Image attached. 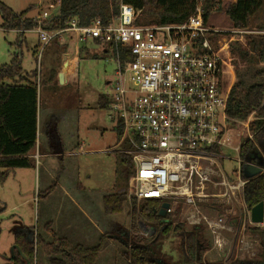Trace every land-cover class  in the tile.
<instances>
[{"label": "built area", "instance_id": "built-area-1", "mask_svg": "<svg viewBox=\"0 0 264 264\" xmlns=\"http://www.w3.org/2000/svg\"><path fill=\"white\" fill-rule=\"evenodd\" d=\"M202 1L197 0L194 14L182 24L139 25L136 8L122 3L119 15L106 25L96 19L82 26L72 19L65 28L49 31L44 11L35 18L34 30L41 49L55 38L64 41L65 32L108 46L117 63L110 118L122 122L118 152L130 155L135 167L126 198L168 203L166 214L179 211L182 221L204 226L213 248L224 251L230 233L242 245L252 243L245 235L254 223L244 200V167L260 162L240 156L237 168L228 172L224 167L231 159L226 150L240 153L245 140L253 138L249 126L254 114L239 122L249 132L243 139L229 123L230 88L224 92L222 75L229 67L231 44L264 31L210 27L203 19ZM119 48L132 58L123 63Z\"/></svg>", "mask_w": 264, "mask_h": 264}, {"label": "trees", "instance_id": "trees-1", "mask_svg": "<svg viewBox=\"0 0 264 264\" xmlns=\"http://www.w3.org/2000/svg\"><path fill=\"white\" fill-rule=\"evenodd\" d=\"M54 1L59 2V14L46 20L45 28L49 31L65 28L72 19H76L82 26H88L96 19H100L105 25L109 24L119 15L122 3L136 8L139 13L136 23L139 25L182 24L194 14L197 7V0ZM222 2L223 0L202 1L205 24L208 25L214 12L223 10ZM263 7L264 0H235L228 4L225 14L234 28L253 30L254 21ZM26 13L27 11L16 13L0 1V14L5 19L3 28L18 31L22 40L27 30L37 26L36 19L27 17ZM244 39V45L237 40L231 44V49L234 45L233 52H237L243 59L248 58L249 61L258 63L260 68L253 75L255 80L247 87L241 88L245 84L242 79L231 87L227 116L229 123L237 126L254 114L249 126L253 138L245 140L240 156L244 161L250 159L261 163L264 160V33L246 34ZM118 51L122 54L123 63L132 58L128 51L122 48ZM20 56L21 53H15L10 63L0 64V182L17 169L35 167L30 155L38 144L39 75L37 70L26 73ZM55 73L56 69L53 70L52 77ZM98 103L100 108H107L110 99L100 94ZM114 131L119 142L123 133L120 120L116 122ZM45 136L48 151L58 156L60 167L51 185L38 193V197L43 199L57 188L64 169L62 154L65 146L57 117H51ZM119 158L123 172L126 173V187L103 195L102 208L111 217L125 213L128 209L127 213L131 217L129 227L118 223L116 235L110 232L102 234L95 245L86 246L57 235L51 222L44 227L50 235L48 239L33 227L18 226L13 230L16 246L14 254L5 264H36L39 250L49 258L50 264H98L108 239L116 242L115 260L120 261L119 264H208L205 262V254L212 248V238L206 228L192 225L188 227L189 224L181 220L179 211L160 215V200L129 202L125 189L135 167L130 155L119 153ZM244 200L249 211L264 201V171L248 178ZM144 221L155 227L152 236L140 233V223ZM246 232L257 237V258L255 254L254 258H237L228 263L213 264H264V225H250ZM171 235L176 237L177 244L165 251L164 240Z\"/></svg>", "mask_w": 264, "mask_h": 264}, {"label": "rangeland", "instance_id": "rangeland-1", "mask_svg": "<svg viewBox=\"0 0 264 264\" xmlns=\"http://www.w3.org/2000/svg\"><path fill=\"white\" fill-rule=\"evenodd\" d=\"M0 1L16 13L27 11L26 14L29 18H36L39 12L43 13L44 11L48 12L49 18L59 14V2L54 3V0ZM230 2L232 0H223V10L212 14L208 23L210 27L222 30L233 27L225 14ZM4 22L5 19L0 14V64L10 63L15 53H21L23 70L29 74L34 70L38 71L41 112H47V108L53 109V112L57 114L54 116L60 118L59 128L62 138L67 150L74 153L72 156L69 155L70 163L74 167L77 165L79 169L77 172L79 184L86 187L87 191L101 192L99 195L96 193L95 201L105 192L118 191L126 187V173L123 172L120 162L118 153L120 147L114 131L115 121L110 118L109 108H100L98 103L100 94L110 99L111 81L117 78V63L108 51L105 52V44H97L91 39H88L87 42L77 39L80 41L78 45L74 46V43L69 46L65 43L68 40V37L65 36L64 44L55 38L45 49H41L39 33L36 30H27L22 40L16 30H5ZM253 30L264 31V7L259 11L254 21ZM244 42H246L245 39ZM244 42L240 44L244 45ZM233 46L228 60L229 67L224 70L222 75L224 92L231 89L241 79L245 82L241 88L247 87L255 80L253 75L260 68L258 63L251 62L248 58L243 59L237 52H233ZM66 52L69 54L67 57L74 64L70 69L60 72L59 68ZM76 55L78 57H75ZM54 69L57 70V73L52 77ZM61 73H65V81L61 80ZM236 128L237 132L244 136L243 139L248 137L246 135L249 132L245 124L238 123ZM77 142L83 143L82 148L77 147ZM42 149L46 150L43 147ZM226 155L231 159L224 161V167L228 172H231L239 166L240 153L234 149H228ZM43 162L44 158H41L40 164L34 170L31 168L17 169L9 174L3 182H0V264L8 263L11 259L15 227L29 226L37 229L45 224L44 199L38 197V193L45 190ZM63 172V178L75 177L73 170L71 176L63 174ZM77 189H80V186ZM85 198L78 192L76 200L86 209L89 208L87 211L90 215L92 205L89 203L88 206L85 205ZM93 206L92 210L95 209L94 204ZM127 212L116 217L106 218L97 211H93L92 219L95 225L91 231H88L87 227L86 230L87 232L96 231L94 235H97L100 230L104 234L110 232L116 235L118 223L130 226L131 217ZM140 233L152 236L155 230L153 226L144 221V223H140ZM227 238L228 244L224 251H217L212 246L206 252V263H228L237 258H254L255 254V258H257L259 243H256L257 237L250 232H247V241L250 239L251 244L242 245L235 240V236L231 233L227 234ZM164 243V250L169 251L172 246H176L177 239L171 235L164 240ZM115 247L114 240L108 242L106 248L107 252L111 254L108 255V258L104 254L99 264H114V260H112L114 251L112 252V250ZM37 253L39 255L37 254L36 264H39L43 259V256L40 255L43 252L39 250ZM116 263L119 264L120 261H116Z\"/></svg>", "mask_w": 264, "mask_h": 264}, {"label": "crops", "instance_id": "crops-1", "mask_svg": "<svg viewBox=\"0 0 264 264\" xmlns=\"http://www.w3.org/2000/svg\"><path fill=\"white\" fill-rule=\"evenodd\" d=\"M233 1V0H232ZM18 34L19 32L16 31ZM64 37H68V42L65 43L69 46H72L74 43L78 45L80 41H77V37L72 32H65ZM76 38V39H74ZM65 41V40H64ZM64 41H58L60 43L64 44ZM94 41V40H93ZM87 42V41H86ZM97 44H100L96 41H94ZM39 45H40V39H39ZM105 52H107L106 46L104 47ZM69 54L68 52L64 53L62 64L59 68L60 72L66 71L70 69L73 66V62L70 60L69 57H67ZM75 57H78L76 55ZM65 75V73H64ZM65 79V78H64ZM65 81V80H64ZM54 115H57L53 112V109L47 108V112H41V107H39L38 111V144L33 154L30 155L31 158H33L35 162V167L40 164L41 158H44L43 167H44V173L45 178L43 181L44 189L48 188L51 183L56 178V173L59 170L60 163L59 158L56 154L49 153L48 147H47V141L45 136L46 126L48 125L50 118ZM60 120V118H59ZM63 134V133H62ZM64 141V140H63ZM46 150H43L42 147ZM65 146V152L62 154L63 162H64V169L63 174H72V170L75 172V177H68L63 178L62 174L61 177L58 180V186L57 188L51 193L47 198H44V206H43V215L45 219V224L48 222H51L52 229L55 231V233L59 236H64L69 238L74 243L83 244L86 246L95 245L97 241L99 240V237L104 234L103 231H99L96 234L95 232H87L86 227L88 228V231H91L94 227V221H93V215L92 212L97 211L102 217L111 218V216H108L104 213L102 208V197L105 194H108L110 192H105L101 194L99 197H97V202L94 200V198L101 192L94 191L91 192V190L87 191L86 187H83L79 184L78 178H77V172L78 168L77 165L72 166L69 160V155H74L73 152H69L67 150V146L64 141ZM83 143L77 142V147L82 148ZM77 154V153H76ZM31 168V169H35ZM80 186V189H77V187ZM81 194L82 196H85L86 203L85 205L88 206V203L93 206L95 205V209L92 207L90 208V215H88V209H86L82 204H80L76 198L77 194ZM95 193V195H93ZM89 198V199H88ZM96 199V198H95ZM99 218V217H98ZM45 224L43 226L38 227L37 230L40 231L46 239L50 237L48 232L45 230ZM90 234V235H89ZM81 235V236H80ZM245 235L247 237V232L245 231ZM250 240V239H248ZM111 239L107 240V243L105 247L103 248L100 257L98 259V264L101 263V259L103 255L105 254V257L108 258L110 252H107V244L110 242ZM253 241V240H251ZM115 248H113V259L114 264H116L115 260ZM39 255V253H37ZM40 255L43 256V259L39 264H50L49 258L45 256L44 253H41ZM104 257V258H105Z\"/></svg>", "mask_w": 264, "mask_h": 264}, {"label": "water", "instance_id": "water-1", "mask_svg": "<svg viewBox=\"0 0 264 264\" xmlns=\"http://www.w3.org/2000/svg\"><path fill=\"white\" fill-rule=\"evenodd\" d=\"M60 78L62 81H64L65 79V75L64 73L60 74ZM264 170V160L261 161V163H259L258 165H251V164H247L244 167V173L245 176L248 178L254 177L260 173H262ZM168 203H163L162 207L159 210V214L160 215H165L166 214V209L168 207ZM251 220L254 224H263L264 223V201L260 202L259 204H257L256 206H254L251 210ZM155 229V227H154ZM16 246H13V250H12V256L14 254V250H15ZM11 256V258H12Z\"/></svg>", "mask_w": 264, "mask_h": 264}]
</instances>
